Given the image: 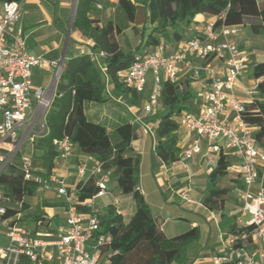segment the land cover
I'll return each instance as SVG.
<instances>
[{
  "label": "built area",
  "instance_id": "1",
  "mask_svg": "<svg viewBox=\"0 0 264 264\" xmlns=\"http://www.w3.org/2000/svg\"><path fill=\"white\" fill-rule=\"evenodd\" d=\"M22 15L23 0L3 1L0 9V174L18 158L27 179L40 183L39 190L63 197L70 208L64 228L44 227L39 221L33 224L31 230L35 232H32L15 222L21 213L6 217L13 202L0 189V264H19L22 256L28 259V264H111L118 251L102 252V246L110 243L112 236L98 233L104 210L97 209L93 199L109 191L113 169L92 155L81 161L76 172L82 178L94 177L98 192L93 198L80 201L76 186H70L65 177L55 173L44 179L33 154L21 150L27 140L34 142L35 136L45 131V117L63 70V63L54 61L53 84L49 87L34 84L33 68L41 62V56L28 51ZM216 21L205 26L203 37L184 42L179 51L170 55H165L162 44L135 53L131 66L119 74L128 86L141 93L146 90L147 73L152 69L155 86L144 106L148 114L161 105V78L174 82L184 68L194 67L189 55L207 61L212 55L228 52L223 75H217L206 65L210 83L200 93L203 100L200 110L186 111L180 118L181 126L197 135L194 143L180 155L190 159L202 153L204 141L206 152L211 155L233 151L240 157V163H232L229 172L241 181L237 190L241 213L250 216L242 227L253 225V229L249 233L238 228L231 234L230 253L224 260L231 264H264V144L254 135L256 127L243 118L245 101L233 93L247 69V57L236 42L220 40L219 36L229 35L233 30L226 25L217 28ZM92 55L101 63L105 53L99 51ZM257 89V86L249 89L248 94L254 95ZM54 144L59 152L56 163L59 159L69 161L73 155L70 138L56 139ZM18 146L20 154L17 157L15 148ZM215 164L216 160L209 157L208 165L214 167ZM76 203L87 210L79 211ZM251 244L256 247L248 248Z\"/></svg>",
  "mask_w": 264,
  "mask_h": 264
},
{
  "label": "trees",
  "instance_id": "2",
  "mask_svg": "<svg viewBox=\"0 0 264 264\" xmlns=\"http://www.w3.org/2000/svg\"><path fill=\"white\" fill-rule=\"evenodd\" d=\"M98 3L99 0H78L73 25L91 40L94 52L104 51L105 56L102 57L101 63L89 53L73 55L67 59L45 117L46 129L34 140L42 150L37 160L36 157L34 159L39 163L44 179L50 177L59 157L54 141L68 136L80 152L94 156L106 167L113 169L112 178L116 180L117 187L123 194L133 196L137 208L134 215L125 220L123 213L113 204L108 205L101 214V229L98 233L112 236V241L102 246L103 253L109 250L118 251L112 257L111 264H126L121 260L122 255L133 251L144 241L154 240L160 230L157 217L138 188L140 157L132 146L133 140L138 136L137 127L130 122H124L111 132L104 123L88 118L85 103L107 101L109 85L116 93H132L134 98L138 97L139 93L123 81L119 72L131 66L135 53L160 45L159 36L168 30H173V38L181 40L183 35L177 30L178 26L189 23L199 13L216 15L217 28L249 22L253 33L264 35V0H118L129 22L135 23L139 8H146L149 12V25L145 22L142 31L138 26H133L134 32L140 33L141 42L132 47L125 37L127 50L119 40L123 29L116 20L108 19L101 23L99 18L90 15L97 9ZM253 71L254 76L259 79V96L245 101L243 118L256 127L254 135L260 144H264V61L257 62ZM161 86V104L166 111L161 114L156 129L158 143L155 152L163 162L170 164L181 158L182 149L177 132L181 127V116L186 111L194 110V91L180 80L173 82L161 78ZM231 165L230 155L221 152L208 177L209 190L204 204L210 210H222L225 207L230 189L220 187L218 180L228 175ZM39 186L37 181L26 178L18 163L9 165L7 170L0 174V189L10 196L13 202L6 217L21 213L22 216L15 222L28 226L42 221L43 225L48 227L50 219L42 206L51 207L57 204L43 199L35 209L29 211V199L37 194ZM76 188L80 201L93 198L98 192L94 177L80 180ZM75 207L79 211L87 210L80 203H76ZM240 229H246L250 233L253 225ZM200 237L199 228L192 227L183 233L162 239L159 246L165 259L164 264L180 260L189 246ZM19 264H28V259L22 256Z\"/></svg>",
  "mask_w": 264,
  "mask_h": 264
},
{
  "label": "crops",
  "instance_id": "3",
  "mask_svg": "<svg viewBox=\"0 0 264 264\" xmlns=\"http://www.w3.org/2000/svg\"><path fill=\"white\" fill-rule=\"evenodd\" d=\"M3 1L5 0H0V9ZM77 4L78 0H23L21 25L24 29L28 51L41 56V62L33 68L35 85L49 87L53 84L56 70L54 61L63 63L64 67L70 56L94 52L91 40L73 25ZM90 15L99 18L101 23L108 19H114L118 24L119 18L125 17L118 0H99L97 9ZM139 15L142 16L141 22L138 21ZM217 18L216 15L209 13L197 14L189 23L178 26L177 30L183 35L181 40L173 38L172 29L160 35L165 55L179 51L181 45L186 41L203 37L205 26ZM143 20L144 22L149 21V12L146 8H139L135 23H127L126 28L119 24L123 29L121 35L127 37L131 43L130 31L134 25L140 27ZM231 28L232 33L219 37L221 41H235L234 38L238 37L245 38L242 42L245 47L237 44L240 50L246 54L247 61V55H249L251 63L247 65V69L241 75L239 84L233 93L241 100L248 101L259 96L258 89V92L252 96L248 94V90L257 86L259 82V79L254 76L253 68L257 62L264 61V35L253 33L249 22ZM227 56L228 52L225 51L222 55H212L207 61H203L194 54L189 55L194 67L184 68L179 73L178 80L187 83L194 91L193 111H199L202 107L203 100L200 93L210 83V73L206 65H210L217 75H223L226 70ZM153 88L149 92L145 90L139 93V96L134 98L132 93L122 95L114 92L113 87L109 85L107 88L109 99L102 103H85V113L89 119L104 123L111 132L124 122H130L137 127L138 136L133 140L132 146L140 157L138 188L158 219L159 242L192 227L199 228L200 239L189 246L180 260L171 264H231L224 260L230 253L229 238L234 229L242 227L244 222L250 218L249 215L243 216L241 213V202L238 199L237 191L241 181L235 174L229 172L226 176H230L232 181L230 180L228 185H224L222 177H220L218 185L228 187L230 191L226 196L224 209L210 210L204 204L209 190L208 177L214 168L208 165V158L213 157L217 161L219 155L207 153V143L203 141L201 143L202 153L196 154L190 159L180 158L176 162L167 164L157 156L155 152L158 143L156 129L160 116L166 111V108L161 104L155 111L145 113L144 106ZM177 133L180 137L179 145L182 151L191 146L197 138L196 133L188 131L183 126ZM228 154L232 163H240V157L236 153L230 151ZM87 156L80 152L78 147L73 146L71 162L70 159L69 161L59 159L53 173L65 177L67 183L74 187L80 180L88 179V176L82 178L76 172L78 164L86 160ZM110 191L109 189L104 195L112 196L113 193ZM233 191L237 192L236 197L232 195ZM52 194L56 195L52 191L38 190L37 194L31 198L38 199L35 203L37 206L43 199H49ZM185 194L188 197H185ZM124 195L123 199L116 198V202H109L101 206L96 203V199L99 197L94 198L93 202L95 207L100 210H105L108 205L113 204L117 210L123 213L124 219L129 220L136 212L137 207L132 195ZM56 197L58 196L56 195ZM69 208L64 198L62 203L55 206H42L50 219L49 227L64 228L68 224ZM212 244L215 245L209 247ZM254 247H256L254 244L248 246V248ZM145 253L144 259L150 257V253L147 251Z\"/></svg>",
  "mask_w": 264,
  "mask_h": 264
},
{
  "label": "rangeland",
  "instance_id": "4",
  "mask_svg": "<svg viewBox=\"0 0 264 264\" xmlns=\"http://www.w3.org/2000/svg\"><path fill=\"white\" fill-rule=\"evenodd\" d=\"M96 13V12H95ZM141 17L142 16H138V21L141 22ZM119 24L123 27L126 28V24L129 23V21L124 17L119 18L118 20ZM144 20L142 22V25L139 27L140 31H142L143 25H144ZM148 23V22H147ZM149 25V23H148ZM149 28L147 30L146 33H148ZM131 34V46L136 47L140 42H141V35L140 33H135L134 30L132 29L130 31ZM245 38L244 37H238V38H234V42L238 43L239 45H241L242 47H245L244 44L242 43L243 40ZM119 40L123 46V48L125 50H127V46L125 43V37L124 35L119 36ZM260 43V42H258ZM245 49V48H244ZM245 52L248 53L247 49H245ZM243 53V52H242ZM243 55L246 56L245 53H243ZM248 56V61H247V65H249L251 63L250 61V57ZM54 77H55V73H54ZM154 73L152 71V69H150L147 73V86H146V91L149 92L150 90H152V88L155 86L154 85ZM154 89V88H153ZM56 91V89H55ZM55 94V93H54ZM24 138V137H23ZM38 138V136H35V140ZM21 150L25 151V152H30L34 154V157H36L35 159L37 160V157L40 156V154L42 153V150L38 147L36 142H31L30 140H27L21 147ZM15 151H17V157L20 154L19 151V146L15 148ZM71 157L70 156V162H71ZM35 160V161H36ZM66 161V160H65ZM15 163L19 164V160L18 158L14 160ZM7 169H5L4 171H6ZM222 180V184H227L228 182L232 179H230V176H223L221 178ZM109 189L111 190L110 192L113 193V195L111 196L110 194L101 196L99 198L96 199V203L101 206L102 204H107L109 202H116V198L118 199H123L124 198V194L121 193V191L117 188L116 186V182L114 179H112L109 183ZM233 196H237V192H232ZM40 199V198H39ZM49 201L58 204V203H62L63 202V198H58L56 197V195L52 194V196L49 197L48 199ZM36 201H38V199L36 198H30L29 199V205H30V210H33L36 208ZM154 209L156 210V208L154 207ZM45 211V210H44ZM24 214V213H23ZM34 226L29 225L27 226L28 229H32ZM45 227V226H44ZM159 238L160 235H158L154 240H152V242H142L140 243L133 251L127 253V254H123L121 257V260L124 259L126 264H164V256L160 250V246H159ZM215 244L209 245V247L214 246ZM147 251V253H150V257H146L144 259V255L146 254L145 252ZM145 253V254H144Z\"/></svg>",
  "mask_w": 264,
  "mask_h": 264
}]
</instances>
